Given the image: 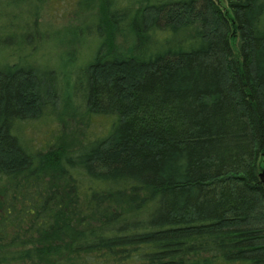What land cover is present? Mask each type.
<instances>
[{
    "label": "trees",
    "instance_id": "16d2710c",
    "mask_svg": "<svg viewBox=\"0 0 264 264\" xmlns=\"http://www.w3.org/2000/svg\"><path fill=\"white\" fill-rule=\"evenodd\" d=\"M126 1L82 72L104 136L32 147L55 80L0 62V264H264V0Z\"/></svg>",
    "mask_w": 264,
    "mask_h": 264
},
{
    "label": "rangeland",
    "instance_id": "374dc122",
    "mask_svg": "<svg viewBox=\"0 0 264 264\" xmlns=\"http://www.w3.org/2000/svg\"><path fill=\"white\" fill-rule=\"evenodd\" d=\"M79 1L0 0V62L20 60L49 74L48 85L55 80L43 93L41 116L23 125L34 148L56 137L52 147L77 148L110 128V118L89 113L82 92L83 68L98 45L101 0L88 8ZM115 1L113 8L127 3Z\"/></svg>",
    "mask_w": 264,
    "mask_h": 264
}]
</instances>
